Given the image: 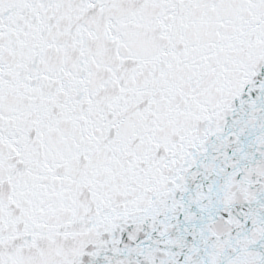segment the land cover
Wrapping results in <instances>:
<instances>
[{
  "label": "snow or ice",
  "instance_id": "obj_1",
  "mask_svg": "<svg viewBox=\"0 0 264 264\" xmlns=\"http://www.w3.org/2000/svg\"><path fill=\"white\" fill-rule=\"evenodd\" d=\"M0 264H264V0H0Z\"/></svg>",
  "mask_w": 264,
  "mask_h": 264
}]
</instances>
